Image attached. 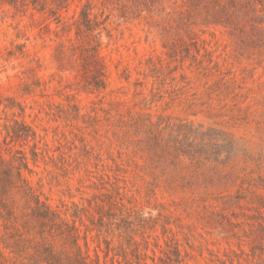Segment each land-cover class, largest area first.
Segmentation results:
<instances>
[{
	"label": "rangeland",
	"instance_id": "374dc122",
	"mask_svg": "<svg viewBox=\"0 0 264 264\" xmlns=\"http://www.w3.org/2000/svg\"><path fill=\"white\" fill-rule=\"evenodd\" d=\"M0 155V264H264V0H0Z\"/></svg>",
	"mask_w": 264,
	"mask_h": 264
},
{
	"label": "trees",
	"instance_id": "16d2710c",
	"mask_svg": "<svg viewBox=\"0 0 264 264\" xmlns=\"http://www.w3.org/2000/svg\"><path fill=\"white\" fill-rule=\"evenodd\" d=\"M34 2H40V0H33ZM86 15H87V17H88V12H86ZM0 161L1 162H4L5 161V159L3 158V156H1L0 155ZM18 176L20 177V178H22V172L19 170L18 171Z\"/></svg>",
	"mask_w": 264,
	"mask_h": 264
}]
</instances>
